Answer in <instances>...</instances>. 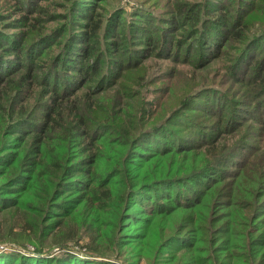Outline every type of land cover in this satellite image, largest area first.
Segmentation results:
<instances>
[{
	"label": "trees",
	"instance_id": "1",
	"mask_svg": "<svg viewBox=\"0 0 264 264\" xmlns=\"http://www.w3.org/2000/svg\"><path fill=\"white\" fill-rule=\"evenodd\" d=\"M227 1H231L235 9L232 21L236 20V25L240 26L234 35L229 28L225 30L221 27L224 25L222 19H218L213 28H207L212 21L206 17L201 19L200 14L208 10L199 9V15L194 16L195 22L191 27L200 39L202 46L198 54L202 60L212 57V50L223 43L225 45L228 39L232 38L242 45L245 41L252 43L264 37V34L255 35L257 31L246 34L248 29L243 26L264 16V9H258L253 3L255 0ZM257 4H260L259 0ZM88 7L92 11L91 6ZM189 8L185 13L163 16L166 22L165 28H160L163 34L156 40L145 39L146 45L151 44V49L159 57H167L164 51L169 49L165 48V39L171 34L170 27L181 23L174 17L184 14L191 17ZM245 12L259 13L254 14L256 18L244 20L241 17ZM25 18L28 19L27 16ZM84 19L81 27L85 44L75 53L78 56L75 61H82L84 68L79 66L76 78L64 80L68 78L64 77L58 83L48 79L49 65L54 62L52 57L36 66L31 62L19 66L15 61L7 60L9 68L6 69L4 62L0 63V192L7 197L6 202L0 204V215L6 217L0 225V246L13 242L18 249L29 251L27 243H30L39 256L17 255L14 264H25L23 257L34 259L39 264L45 263L49 258H42V249L36 242L40 221L43 224V240L52 239L50 235L55 231L53 238H58L62 244L77 242L76 234L65 232L62 227L65 221L62 219L80 214L83 220H87L96 216L92 210L100 203L110 205V199L117 197L120 203L127 205L126 196L129 193L161 187L169 183L175 173H185L186 178L177 182L184 183L186 188L188 183L193 184L187 190L192 198H186L187 192L176 195V191L171 190L159 196L157 191L155 198L158 197V202H154L151 209H146V216L141 218L142 224L138 223L136 231L140 232H134V236L131 234L125 239L126 243H132L130 249L127 248L128 257L137 258L133 264L143 257L147 259V264H264V112L260 110L256 113V107L251 108V113L238 109L239 101H244L247 106L246 100L251 95L264 91V44L258 50H253V44L250 48L240 47L231 67L228 66L234 77L230 78L245 87L237 97L206 84L194 92L188 93L186 87L183 92L181 89L179 93L169 92L175 82L162 83L160 88L164 86L166 96H159L153 110L151 103L145 104L142 92L138 90L135 92L136 100L127 101L126 108H123L122 98L126 96L121 95L122 98H116L115 102V97L106 93L118 85L123 74L119 73L116 77L111 72L101 75L104 65L97 62V58L104 59V52L100 53L95 44L112 33L113 26L105 22L102 24L100 14ZM100 30L104 34H99ZM208 30L212 34H208ZM261 30L264 32V24ZM28 32L34 37L28 46V41H25L28 36H23L22 42L21 39L16 42V46L20 43L21 56L23 49H36L48 37L40 30L37 33ZM111 44L115 51L117 41ZM69 47L67 44L64 52ZM45 48L28 58L34 60L47 55L50 50L45 51ZM259 54L263 58L257 57ZM143 55L141 53L140 57ZM134 67L137 68L134 79L146 80L149 75L148 72L147 75L142 73L141 62ZM43 81L54 84V89L44 88L46 84ZM154 82L149 81L147 85ZM129 85L137 87L133 82ZM205 93H209V97L203 96ZM170 98L179 101L174 107L162 111L163 101ZM262 103L264 100L257 104ZM45 104L48 105L39 112L38 109ZM126 113L130 117L123 119ZM244 120L251 121V124L239 125ZM172 123L187 130H173L170 127ZM19 124L30 126L28 129L18 128L26 131L19 130L14 142H10L9 146L4 144V136L8 135L11 127ZM239 129L240 134L230 136ZM254 129L257 132L253 134ZM160 134L163 137L155 139ZM251 134H258L257 141L250 140ZM164 137L168 139V144H162ZM226 139L232 141L227 142ZM137 150L143 156L139 158V163H132L130 156ZM79 172L88 177L79 176L77 179L81 183L73 181ZM106 176L110 179L99 180ZM21 177L23 181L20 184L12 183ZM67 184L74 185V188L82 185L81 191L63 197L58 206L60 213L56 217L48 216L55 213L51 212L52 208L49 214L43 216L46 204L60 198L59 189ZM114 185L117 188H113ZM102 189L105 191L101 193ZM4 214H9L10 218ZM181 234L190 241L172 251H182L180 256L172 257L171 254L163 259L160 252L165 247V235H169L167 239H176ZM112 244H115L114 247ZM98 245L106 246V251L100 250L99 246L89 247L92 254H80L77 257L81 260L72 256L68 261L53 258L52 264H95L92 262L94 258L108 259L109 264H117L115 261L120 259L121 253L116 250L119 248L114 239H103ZM4 261L2 257L0 264Z\"/></svg>",
	"mask_w": 264,
	"mask_h": 264
},
{
	"label": "rangeland",
	"instance_id": "2",
	"mask_svg": "<svg viewBox=\"0 0 264 264\" xmlns=\"http://www.w3.org/2000/svg\"><path fill=\"white\" fill-rule=\"evenodd\" d=\"M257 1L258 0H255L253 2L257 5V8L261 10L264 9V4H262L264 3V0H259L260 4H257ZM230 2L231 1L228 2L227 0H0V63L3 61V66H6V69L9 68V65H6L7 60L15 61L19 66L25 64V62H31V65L36 66L42 61H49L52 57L54 58V62L49 65L50 68H48L47 71L48 79L52 82L55 80L56 83H58L62 81L64 77H68L64 80L76 78L75 74L78 71L79 66L84 68L82 61H75V59L78 58V56L75 55V53H77V48L83 47V43L85 44L81 25L84 24L85 17L90 16L91 18H94L100 14L102 15V24L103 22H105V24H111L110 26H113V30L112 33L100 38V42L95 44L100 53L104 52V59L99 60L97 58V62L99 61V64L104 65V68L100 73L101 75H105L108 72L116 74L115 77L119 73L123 74L124 77L118 81V85H115L106 91L110 97H115V102L116 98H122L121 95L126 96L122 98L124 105L123 108H126L127 101L132 102L136 100L135 92L138 90L140 93L142 92V96L146 102L145 104L147 105L151 103L150 107L153 110L159 101V96H162V98H165L164 96H166L164 94V86L160 88V84L162 83L174 84L175 82V84L169 88V92L173 90L175 93H179L180 89L183 92L185 87L187 88L188 93L194 92L202 87V85L206 84L212 88H221L222 90L231 92L234 97H237L239 96L240 91L245 87L231 79L234 77L231 76L229 67H231L233 57L240 47L242 48L245 46V48H250L253 44V50H258L264 44V37L262 39L254 40L252 43L245 41L242 43V45L244 44L243 46L239 45L240 42L234 41L232 38L228 39L225 45H223V43L218 49H213L212 57L205 61L199 57L198 49L202 45L197 33L193 32V28L191 27V24L195 22L196 17L194 16H197L200 13L198 10H208L205 11V13L201 12L200 14L201 19L206 17L209 21H212L208 24L207 28H209V26L213 28L216 21L222 19L223 21L221 22H223L224 25H221V27L225 30L229 28L230 33L234 35V33L240 29V26L236 25V20H234V22L232 21L235 9L231 6ZM88 5L91 6L92 11L87 9L89 8ZM209 6L213 7V9ZM150 8L153 11H151ZM188 8L191 10L192 16L187 17L184 14L182 17L180 15L174 17L181 23L176 25V27H170L169 31L171 34L168 33L170 40L168 37L165 39V48L169 49V51H164V54L167 52V57H165V59L159 57V55L151 49V44L148 43L146 45L145 39H148L149 37L152 40H156L163 34L160 29L165 28L166 26L163 16L179 14L182 12L185 13ZM258 13L259 12H254L249 14L248 12L241 18H244V20L250 19L251 17L256 18L257 15L254 14ZM25 16H27V20ZM169 18L171 17L169 16ZM161 21L162 23H160ZM263 21L264 16L259 17L254 21L244 23L243 26L248 29L246 34H251L256 31L257 33L255 35L264 34L261 30V26L264 24ZM39 30L48 35L47 39L39 44L36 49H23L22 51L24 52L21 56L20 43L16 46V42L20 39V42H22L24 40L23 36H28L25 38V41H28V46L30 41L34 39L28 31L37 33ZM102 33L103 32L100 30L99 34ZM208 34H212V31L208 30ZM113 41H117L118 43L115 51L111 48V42ZM67 44H69L70 47L64 52V48ZM86 45H88V43H86ZM42 47H46L44 49L45 51L50 50L47 54L48 56L41 55L32 60V57L36 56ZM18 49L19 51L17 52ZM205 50L209 51V48L205 47ZM141 53L144 54L142 57H140ZM158 53L160 54V52ZM258 53H261V51H258ZM29 55H32V57L28 58ZM257 57L261 58L262 56L259 54ZM93 58H95V56ZM135 59H138L139 61H135ZM137 62H141L143 67L142 73L144 75H147L148 72L149 76L146 80L144 79L140 81L138 77L134 79V76H136L134 74L137 69L134 66L137 65ZM142 67H139L141 68V71ZM129 81L135 83L137 87H130ZM149 81L155 82L153 85H147ZM43 82L46 84L44 88H47V90L54 89V84H49L46 81ZM232 90L234 92H232ZM209 95V93H205L203 96L209 97ZM263 100L264 91H257L246 100L247 106L244 105V101H239L240 107L238 109L251 113V108L253 109L256 107L258 108L256 113L260 110L263 113L264 103L257 104ZM178 101L179 99L175 100V98H170L169 101H163L162 111L164 108L167 110L174 107ZM170 104L171 106H169ZM46 105L48 104L43 105V108L41 106L38 111L40 112L44 110ZM243 116H245V114ZM258 116H261V114ZM129 117L130 115L126 113L122 118L127 119ZM211 119L214 120V118ZM244 123L245 125H249L251 124V121L244 120V122L239 123V125ZM29 126L30 125L19 124L18 126L14 125V127H11V131H8V135L4 136V144L8 145L11 144L10 142L16 140V133L19 132V130H22L18 128L21 127L28 129ZM170 127L178 132L187 130L181 129L180 125L174 123H172ZM25 129L22 131H26ZM239 132L240 129L239 131L232 132L230 136L235 135L236 137L240 134ZM255 132H257V129H254L252 133L254 134ZM253 134L249 135L250 140L257 141L258 134L256 136ZM162 137L163 135L161 134L156 135L155 139ZM228 140L229 139H226L225 141L228 142ZM230 141L232 140H229V142ZM161 142L163 145L168 144V139L164 137ZM149 148L152 149L151 147ZM143 149L146 150L147 148L143 147ZM6 151L7 150L3 152ZM133 154L134 155L130 156V160H132V163H139V158H141L143 154L140 150L135 151ZM184 174L185 173H175L170 182L161 187L151 188L150 190H148V187L145 192H139L138 190L134 193H129L126 196V199H128L127 205L120 203L117 197L110 199V205L100 203L92 210V213H95L96 216H90L87 220H83L80 214H73L66 219H62L65 221L62 225L65 232L76 234L79 240L77 242L67 241V244H62L58 238H53L55 231L50 235L52 239L43 240L44 238L41 233V227L43 224L42 221H40L38 223L36 242L42 249V258H49V260L42 264H52L54 262L53 258H57V260L64 258L63 260L68 261L71 259L70 256H72L73 259L81 260L77 257L80 254H92L89 247L95 248L96 246H99L100 250L105 252L106 246L98 245V242L103 239L110 240L112 238L114 239V242H116V247L119 248V250H116L121 253L120 259H116L118 261L115 262L117 264H133L136 262L137 258L128 257L127 253L129 250L127 248H129L132 243H126L125 239L131 234L134 236V232H140L136 231L138 223L142 224L141 221L143 219L141 218L146 216V209H151L152 204L158 202V197L155 198V193L157 191H159V196L164 195L171 190L176 191V195H179L186 193L188 189H191L193 184L188 183L189 186L186 188L184 183L177 182L186 178ZM79 176L84 179L88 178L83 172H79L73 181L81 183L79 179H77ZM109 179L110 176L99 178L100 181ZM22 181L23 177L18 178L16 181H12V183L18 185ZM81 186L74 188V185L67 184L65 187L59 189L60 198L53 201V203L49 202L46 204L43 216L49 214L50 208H52L51 212L55 213H51V215L48 216L56 217L57 214L59 215L60 212L58 213V206L62 203L61 200L63 197L66 198L68 194L72 195L74 192H80ZM113 188H117L116 185H114ZM104 191L105 190L102 189L101 193ZM191 196V193L187 192L186 198L191 199ZM6 198L4 192H0V204L5 203ZM136 208H138V210L134 211ZM4 215L10 218L9 214ZM5 220L6 217L4 218V216L2 217L0 215V225L3 224ZM167 236L169 235H165L164 237L163 244L165 247L160 252V255L163 256V259H167L171 254L172 257L175 255L176 257L180 256L182 251H172L182 244L189 243L190 240L186 239L182 234L178 235L176 239H167ZM4 242L7 241L4 240ZM27 245L30 247L29 251L18 249L13 242H8L5 247L0 246V260L2 257L6 260L2 264H14L17 255L38 257L39 254L33 250V245L30 243H27ZM114 245L115 244H112L111 246L114 247ZM67 253L70 255L67 256ZM145 260L147 259L143 257L137 264H147ZM108 261V259L104 258H94L92 262H95V264H109ZM23 262H25V264H39L34 262V259H28L26 257H23Z\"/></svg>",
	"mask_w": 264,
	"mask_h": 264
}]
</instances>
